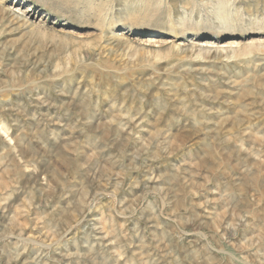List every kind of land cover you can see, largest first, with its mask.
Listing matches in <instances>:
<instances>
[{"label":"rangeland","instance_id":"374dc122","mask_svg":"<svg viewBox=\"0 0 264 264\" xmlns=\"http://www.w3.org/2000/svg\"><path fill=\"white\" fill-rule=\"evenodd\" d=\"M0 264H264V0H0Z\"/></svg>","mask_w":264,"mask_h":264},{"label":"bare ground","instance_id":"6f19581e","mask_svg":"<svg viewBox=\"0 0 264 264\" xmlns=\"http://www.w3.org/2000/svg\"><path fill=\"white\" fill-rule=\"evenodd\" d=\"M10 11H14V12H20L21 14H25V10H23L22 8V3L17 2V3H12L11 5H9ZM108 16V14H107ZM107 19V18H106ZM139 41V40H138ZM159 42V40L157 41L156 39H154L153 37H148L145 40H140L138 45H144V47H154L156 46V44ZM161 43V42H160ZM235 42H231L230 45H233ZM210 45V42H206V46ZM230 47V46H229ZM231 48V47H230ZM203 50V49H202Z\"/></svg>","mask_w":264,"mask_h":264}]
</instances>
